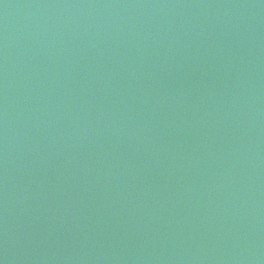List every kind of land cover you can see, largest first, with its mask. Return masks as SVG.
I'll return each instance as SVG.
<instances>
[{
    "label": "water",
    "instance_id": "water-1",
    "mask_svg": "<svg viewBox=\"0 0 264 264\" xmlns=\"http://www.w3.org/2000/svg\"><path fill=\"white\" fill-rule=\"evenodd\" d=\"M0 264H264V0H0Z\"/></svg>",
    "mask_w": 264,
    "mask_h": 264
}]
</instances>
